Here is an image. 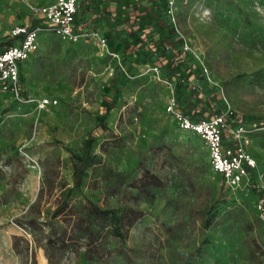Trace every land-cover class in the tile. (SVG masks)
<instances>
[{
  "label": "rangeland",
  "instance_id": "1",
  "mask_svg": "<svg viewBox=\"0 0 264 264\" xmlns=\"http://www.w3.org/2000/svg\"><path fill=\"white\" fill-rule=\"evenodd\" d=\"M54 1L0 0V49L17 26L39 27L20 64L31 100L0 91V264H264V0H169L176 47L113 1L63 40L30 9ZM188 100L196 119L239 115L249 181L213 170L176 117Z\"/></svg>",
  "mask_w": 264,
  "mask_h": 264
},
{
  "label": "built area",
  "instance_id": "2",
  "mask_svg": "<svg viewBox=\"0 0 264 264\" xmlns=\"http://www.w3.org/2000/svg\"><path fill=\"white\" fill-rule=\"evenodd\" d=\"M79 2L80 0H55L53 3L30 5V9L33 15L41 19L40 24L46 29L63 40L75 42L91 31L88 20L78 13ZM38 29V26L27 23L17 26L13 37L21 33L23 37L17 44L0 50V91L10 93L17 99H23L25 96L20 79V64L36 48ZM31 98L28 95L24 99ZM56 103V99L47 97L38 99L40 109ZM175 105V98H172L169 109L173 110ZM199 110V105H196L193 112ZM176 117L184 129H192L201 135L209 148L213 170L223 177L228 186H239L243 180L251 179V174L256 171V163L246 152L249 138L238 114L229 110H219L208 118L196 121L182 112H177ZM257 207L264 217V197L258 199Z\"/></svg>",
  "mask_w": 264,
  "mask_h": 264
},
{
  "label": "trees",
  "instance_id": "3",
  "mask_svg": "<svg viewBox=\"0 0 264 264\" xmlns=\"http://www.w3.org/2000/svg\"><path fill=\"white\" fill-rule=\"evenodd\" d=\"M121 3L123 12L130 16H133V24L137 25V22L140 19H143L147 22H155L156 29L159 31L161 29L169 28L166 35H163L161 38V43L163 45H167L170 47H176V43L173 40L174 35V27L171 22H169L166 10H167V4L168 0H80L79 7H78V13L83 18H87L86 14H93L96 13V18L107 20L108 18V6L110 2ZM97 8V9H96ZM130 14V15H129ZM23 37V34H18L14 36L12 39L14 41L19 40ZM121 42L124 45L123 51L128 52L130 47H133L132 42L128 41V39H122L120 38ZM16 43L9 42L6 47H9L11 45H14ZM4 47V48H6ZM3 48V49H4ZM2 50V49H0ZM121 81V80H120ZM117 83L118 80L114 79L110 86L111 89L114 91L117 89ZM112 100V99H111ZM198 105L194 101H187V104L184 107L185 115L190 117L193 121H196L197 119L194 117L195 113L193 112V109ZM201 110V109H200ZM200 110L198 112H200ZM89 156H87L85 159H83L80 163V165H75L74 171H73V187L75 189H79L80 186V173L82 172V169L86 166L87 162L89 161Z\"/></svg>",
  "mask_w": 264,
  "mask_h": 264
},
{
  "label": "crops",
  "instance_id": "4",
  "mask_svg": "<svg viewBox=\"0 0 264 264\" xmlns=\"http://www.w3.org/2000/svg\"><path fill=\"white\" fill-rule=\"evenodd\" d=\"M87 19V18H86ZM88 20V19H87ZM90 25H91V23L90 22H88ZM20 78H21V73H20Z\"/></svg>",
  "mask_w": 264,
  "mask_h": 264
}]
</instances>
